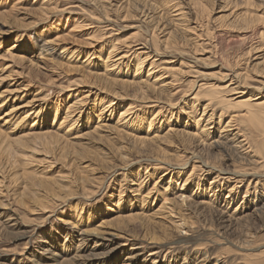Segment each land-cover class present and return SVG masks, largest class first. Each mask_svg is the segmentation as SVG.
Returning a JSON list of instances; mask_svg holds the SVG:
<instances>
[{
    "label": "rangeland",
    "instance_id": "rangeland-1",
    "mask_svg": "<svg viewBox=\"0 0 264 264\" xmlns=\"http://www.w3.org/2000/svg\"><path fill=\"white\" fill-rule=\"evenodd\" d=\"M0 26V264L95 240L86 264H264L249 178L230 191L255 170L264 197V0H0ZM231 88L252 114L219 102Z\"/></svg>",
    "mask_w": 264,
    "mask_h": 264
},
{
    "label": "bare ground",
    "instance_id": "bare-ground-1",
    "mask_svg": "<svg viewBox=\"0 0 264 264\" xmlns=\"http://www.w3.org/2000/svg\"><path fill=\"white\" fill-rule=\"evenodd\" d=\"M1 27V26H0ZM4 28V27H3ZM1 29V28H0ZM57 39V38H56ZM59 39V38H58ZM55 40V39H54ZM54 40L52 41V42H54ZM169 42V41H168ZM43 44H41V46H40V49H41V51H44V52H48V51H50V53L51 52H54V49H53V47H51V45H50V43H49V41H46V40H44L43 42H42ZM143 46V45H142ZM145 47V46H144ZM12 48H15V46L14 47H12ZM111 49H112V47H111ZM113 49H114V47H113ZM11 50V49H10ZM114 51V50H113ZM112 51V52H113ZM109 54H111V53H109ZM127 54V52H125L121 57H119V58H117L115 61H114V63H116L117 61H119V60H121L122 58H125V55ZM41 55V54H40ZM109 57V56H108ZM109 60V59H108ZM118 64V63H117ZM115 65H113V67H114ZM149 75V74H148ZM1 77V76H0ZM240 77V75L239 74H235L232 78H234V80L236 81V84H237V86L236 87H243V85H242V82H243V79L244 78H239ZM0 80H1V78H0ZM127 84V83H126ZM131 85H133L132 83H130ZM247 86V85H246ZM245 87V86H244ZM240 88H231L230 90H229V92H232L231 93V97H224V98H221L220 100H219V102L222 104V105H225V107H226V109L228 108L229 109V107H231L232 108V106L234 107V105L236 106V107H240V108H245L244 110H245V113H244V115H250V114H252V110H251V108L253 107L252 105H251V103L252 102H256L257 100H258V97H257V94H254V95H250L249 97H245V98H243L242 97V95H239V94H243V93H241V91H239V89ZM238 89V90H237ZM243 89V88H242ZM262 89H264V80H261V81H259V84H258V87L256 88V90H262ZM235 90H237V91H235ZM255 90V89H254ZM256 92V91H255ZM218 94V93H217ZM216 95V94H215ZM220 95V94H219ZM216 96H218V95H216ZM232 96H235L234 98H232ZM222 97V96H221ZM6 97H4V95H0V108L1 107H3L4 106V104H5V102H4V99H5ZM208 98V97H207ZM218 98V97H217ZM84 99V98H83ZM212 100L213 99H211V100H208L207 101V104H206V106L205 107H207L208 105H210L211 104V102H212ZM218 100V99H217ZM79 101V100H78ZM259 104V106H258V112L260 111L261 112V114L264 116V99H263V101H262V103H258ZM28 105V104H27ZM24 106H26V104L25 105H23V106H13L12 107V109L10 110V111H8V112H6L5 114H4V116L5 117H10L9 115L11 114V112H15V111H18V110H20V109H22V108H25ZM221 107V106H220ZM260 107V108H259ZM223 108V107H222ZM130 109V108H129ZM225 109V108H224ZM128 110V109H127ZM129 111V110H128ZM128 111H127V113H128ZM231 111V110H230ZM205 112V110L203 109V113ZM229 112V111H228ZM238 112V111H237ZM236 112V113H237ZM240 112V111H239ZM124 113V112H123ZM122 113V114H123ZM235 113V114H236ZM29 114V113H28ZM125 114H126V112H125ZM66 117V116H65ZM238 117V116H237ZM244 117V116H243ZM24 119H25V117H24ZM65 119L66 118H64V121H65ZM199 120V119H198ZM240 120V119H239ZM243 120V119H242ZM209 121V120H208ZM228 124V123H227ZM260 124V123H259ZM231 125V124H230ZM226 126V125H225ZM227 126H229V125H227ZM206 127L204 126L203 128H202V131H201V134L202 133H204V134H206V136H208V133H207V130L205 129ZM59 129V128H58ZM68 131V130H67ZM227 132V131H226ZM66 134V133H65ZM237 134V133H236ZM239 136H241V135H239ZM237 137H238V135H237ZM236 136H235V138H237ZM210 138V137H209ZM225 138V137H224ZM239 138V137H238ZM237 138V139H238ZM243 138H245V137H243ZM51 139V138H50ZM139 139V138H138ZM227 139V138H226ZM226 139H223V136H221V135H219V139H216V140H214L213 142H214V147L216 146L218 149H219V151L220 152H222V153H224L226 156H228V157H231V160H233V161H235L236 163H239V164H247V166L248 165H250L251 163H255V160L253 161V160H251V157L253 156H249V152L251 151V149H250V144H247L249 141H247V143H246V141L245 140H247V139H242L241 141H238L237 139L236 140H232V139H229V140H226ZM141 140V139H140ZM245 141V142H244ZM50 142H52V141H50ZM212 143V142H211ZM216 148V149H217ZM221 153V154H222ZM218 156V155H217ZM234 162V163H235ZM206 166V165H205ZM209 168V167H208ZM258 168V167H257ZM208 170V169H207ZM243 170V169H242ZM231 172V171H230ZM246 173V172H245ZM244 172H233L232 173V176H233V179L232 180H235L234 181V185L232 186V188H230V191H232L233 190V188H235L236 186H237V184L238 183H242V180H245V179H243V177H248L249 179H248V183H247V185H246V187H245V191H244V194H245V197H248L249 199H250V201H251V199H252V203H253V207H254V209L258 212V214L260 215V216H262V215H264V197L262 198L260 195H259V190H258V186L261 184V175H259V174H257V172H255V170H254V172L252 173V174H245ZM231 174V173H230ZM216 177H218V176H216ZM215 177V178H216ZM141 181V180H140ZM140 184V183H139ZM139 187V186H138ZM181 190H183L182 188H180V189H178L176 192H177V196H176V198L177 199H182V201L184 200V199H186L185 198V196H183L184 194L181 192ZM211 192H213V191H211ZM219 195V194H218ZM217 199V194L216 193H212L211 194V199ZM166 201V200H165ZM212 201V200H211ZM231 201V200H230ZM205 203V202H204ZM228 204H229V201H228ZM127 217H131V215H127ZM135 217V216H134ZM133 219V218H132ZM131 219V220H132ZM65 223H66V225H68L69 227H68V229L70 230V231H73V228H75V226L76 225H74L75 223L74 222H72V221H70V220H67V221H65ZM11 226V225H10ZM1 227V226H0ZM76 228H77V226H76ZM3 230V229H2ZM81 234H83L84 235V233H83V231L81 232ZM81 234L79 235L80 237H82L81 238V243H82V240L84 239V241L86 240V241H89V240H87L86 238H85V236H81ZM90 242V241H89ZM107 242V241H106ZM243 244L245 245V244H247V242L245 241V242H243ZM102 244L100 243V242H98V241H93L92 242V247H90L89 248V246H87V245H82L81 247L80 246H78L77 248L79 249H77V252L75 251V253H73V256H72V258H69L70 256L68 255V250H65V252H62V253H53V254H50L49 253V250L47 251V249L45 248V250H43L45 253H47V254H49L50 256H48V259L49 260H51L52 262H55L56 264H61V262L63 261V262H65V261H77V260H79V261H81L80 263H78V264H86L90 259H91V257L93 258V255H94V251H96V248H98V247H100ZM80 247V248H79ZM80 249H82L83 250V252H82V250H80ZM84 250H86L87 251V253L88 254H86V256H84V252H86V251H84ZM44 253V254H45ZM154 254H155V252H151L150 254H149V256H154ZM66 255H68V256H66ZM95 256V255H94ZM61 257H63L64 258V260L63 259H61L60 261H59V258H61ZM65 257H68V258H65ZM96 258V257H95ZM136 259V257H135V255H132V256H130V257H127L126 259H125V261H123L121 264H134L135 263V260ZM96 260V259H95ZM57 262H59V263H57ZM203 262V261H202ZM218 262V261H217ZM55 263H53V264H55ZM65 264V263H64Z\"/></svg>",
    "mask_w": 264,
    "mask_h": 264
}]
</instances>
